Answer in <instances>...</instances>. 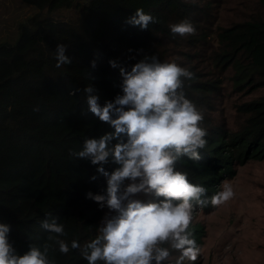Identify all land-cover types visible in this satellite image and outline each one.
I'll use <instances>...</instances> for the list:
<instances>
[{"label": "trees", "instance_id": "16d2710c", "mask_svg": "<svg viewBox=\"0 0 264 264\" xmlns=\"http://www.w3.org/2000/svg\"><path fill=\"white\" fill-rule=\"evenodd\" d=\"M22 1L46 13L29 16L15 42H0V223L10 226L18 254L31 243H53L41 227L52 217L64 225L69 244L97 235L108 210L86 193L106 195V178L70 151L112 129L87 110L84 88L91 84L101 105L113 100L122 94L120 68L130 71L145 55L194 73L183 91L202 112L208 136L198 161L177 162L191 183L210 198L235 165L264 160V0ZM137 8L156 23L147 29L128 24ZM184 19L195 35L174 37L169 25ZM58 43L68 46L70 65L56 66ZM190 231L200 246L201 228ZM178 255L165 264H175ZM50 256L55 264H87L78 250Z\"/></svg>", "mask_w": 264, "mask_h": 264}, {"label": "clouds", "instance_id": "9594fccd", "mask_svg": "<svg viewBox=\"0 0 264 264\" xmlns=\"http://www.w3.org/2000/svg\"><path fill=\"white\" fill-rule=\"evenodd\" d=\"M126 22L147 29L156 20L137 8ZM169 28L174 37L196 33L187 19ZM67 48L63 43L56 45L57 67L72 63ZM109 64L117 66L115 61ZM119 71L122 94L103 105L91 84L84 88L87 110L112 131L99 138L86 137L80 150L70 151L74 158L96 165L97 173L106 178V195L86 193L101 209L108 210L97 235L83 245L76 239L69 244L62 239L67 236L64 225L52 217L42 220L41 227L53 243H31L27 251L18 254L9 240L10 226L0 223V264H55L50 252L56 250L64 255L78 250L87 264H165L173 252L179 253L175 264L186 260L194 264L198 259L200 248L190 231L195 209L209 203L223 205L234 197V191L224 184L209 198L205 187L191 183L187 173L176 169L182 157L198 161L207 144L208 131L201 127L203 114L183 91L184 81L193 79L194 73L175 61L161 62L154 55H145L130 71L123 67ZM109 162L118 167L107 171L103 165ZM139 193L162 199L142 202L132 198Z\"/></svg>", "mask_w": 264, "mask_h": 264}, {"label": "rangeland", "instance_id": "374dc122", "mask_svg": "<svg viewBox=\"0 0 264 264\" xmlns=\"http://www.w3.org/2000/svg\"><path fill=\"white\" fill-rule=\"evenodd\" d=\"M34 13L46 12L22 0H0V42H15L19 26ZM233 168L234 174L226 173L218 189L230 184L234 197L210 211H194L190 228L203 232L198 264H264V160ZM153 197L139 193L132 198L147 202Z\"/></svg>", "mask_w": 264, "mask_h": 264}]
</instances>
